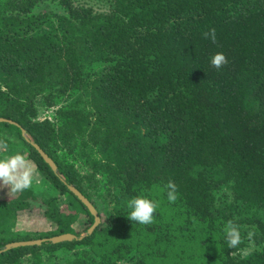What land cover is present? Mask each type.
I'll use <instances>...</instances> for the list:
<instances>
[{"label":"trees","instance_id":"1","mask_svg":"<svg viewBox=\"0 0 264 264\" xmlns=\"http://www.w3.org/2000/svg\"><path fill=\"white\" fill-rule=\"evenodd\" d=\"M209 29L215 43L202 36ZM218 52L228 59L219 70L210 66ZM56 105L54 121L38 118ZM0 117L18 124L0 122L9 155L27 153L47 193L0 199V248L32 239L5 234L30 199L55 224L46 237L78 236L61 196L87 230L93 216L64 183L96 207L77 167L109 207L91 234L10 248L0 264H185L195 254L174 253L185 246H215L213 264H264V246L234 254L245 236L264 241V0H0ZM135 196L157 202L152 224L127 218ZM229 220L240 228L236 248L225 240Z\"/></svg>","mask_w":264,"mask_h":264},{"label":"rangeland","instance_id":"2","mask_svg":"<svg viewBox=\"0 0 264 264\" xmlns=\"http://www.w3.org/2000/svg\"><path fill=\"white\" fill-rule=\"evenodd\" d=\"M59 105H56L55 107H48V108H43L40 109V112L38 114V118H48L51 119L52 121L55 120V110L58 108ZM12 145L14 147H18L17 143L18 140L15 138L12 140ZM22 149V148H20ZM10 151L9 148L7 147L6 151H0V159L10 156L9 155ZM18 153V151H16ZM24 156L26 159L29 161V167L33 168L34 174H35V180L32 184V187L36 192L40 194H47L44 190V187L41 185V178L39 173L36 170V167L34 165V162L30 159L27 158V153L23 152ZM78 174L80 176H83L82 181V186L85 188V190L89 193L91 200L96 204L97 210L100 212L101 216L104 217L107 209L109 208L107 205L108 203L106 202L107 196L104 190L101 189L100 185H95L93 181L86 177V175L89 173V169L86 166L77 167ZM18 195V193H11L8 191L7 188L0 187V199L3 200H10L11 198H14ZM29 204L28 207L19 210L16 214V218L14 220L13 226L10 227L8 226L7 229V234L8 236L12 237V234H14V238H21V236H30L32 239L36 238H42L46 237V234L52 232L55 229V224L54 222L48 218L45 214L46 206L42 204V199L41 198H35V199H30L28 200ZM57 205L59 206V212L61 214H71L72 212H76V218L73 220L71 224V228L73 229L74 232L78 233V236L84 235L85 234V227L86 223L85 221V216L79 212V209L76 208L75 210H70L68 209V204L67 201L65 202L64 196L59 197L57 200ZM106 217V216H105ZM101 218V217H100ZM8 223H6L7 225ZM5 225V226H6ZM12 233V234H11ZM250 236L253 234V232L250 233L248 231ZM4 234V235H5ZM80 234V235H79ZM19 236V237H17ZM248 236H245L244 242L241 246V248L235 252L237 256H244L248 252L261 249L264 246V241L261 242V244H257L252 238H247ZM209 242L211 240H208ZM204 246V245H203ZM214 251L213 252H207V253H199L198 248L194 246H185L183 249H175L174 253H180V254H187V253H194L195 255L191 258H188L186 260L185 264H213L216 261H218L217 257V248L213 246ZM179 251V252H178ZM45 256V255H43ZM175 258V257H174ZM32 260V261H31ZM29 262H26L27 264H35V260L31 259ZM52 260V259H51ZM54 260H52V263H43L42 264H54ZM173 261V258H170V260H165L163 261L166 264H169ZM162 261H160L161 263ZM176 262V258H175Z\"/></svg>","mask_w":264,"mask_h":264},{"label":"clouds","instance_id":"3","mask_svg":"<svg viewBox=\"0 0 264 264\" xmlns=\"http://www.w3.org/2000/svg\"><path fill=\"white\" fill-rule=\"evenodd\" d=\"M205 39L212 43L216 42L215 29H209L202 33ZM228 64V59L224 53H215L210 59V66L219 70ZM7 143L0 139V151L7 150ZM35 180V174L32 167H29V161L21 153H16L0 159V187L7 188L11 193H23L32 187ZM167 198L169 202L174 203L177 199V186L173 181L166 184ZM130 212L127 218L141 225H150L154 222V213L158 207L157 202L144 196H135L127 202ZM225 240L230 248H236L242 242L239 225L229 220L226 223Z\"/></svg>","mask_w":264,"mask_h":264},{"label":"water","instance_id":"4","mask_svg":"<svg viewBox=\"0 0 264 264\" xmlns=\"http://www.w3.org/2000/svg\"><path fill=\"white\" fill-rule=\"evenodd\" d=\"M0 122H7L10 124L17 125L16 122H14L11 119L0 117ZM21 129V135L24 138L25 141H27L32 147L39 153V155L42 157V159L49 165V167L54 171V173L58 174L57 172V165L55 161L37 144L35 143L27 134V132L20 127ZM63 181L64 179L61 178ZM67 189L86 207V209L89 211V213L93 216V222L92 224L87 228L84 235L77 236L76 234L66 232V233H60L57 235H52L49 237H42V238H36V239H27V240H17V241H11L6 244H4L0 248V253L14 247L23 246V245H40L45 242H51V243H59L63 241H70L73 239H80L81 237L85 236L86 234H91L94 229L97 227V225L101 222L100 215L98 214V211L96 207L90 202V200L79 190L77 189L72 183L65 182Z\"/></svg>","mask_w":264,"mask_h":264}]
</instances>
